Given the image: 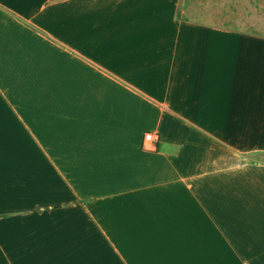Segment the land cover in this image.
Returning a JSON list of instances; mask_svg holds the SVG:
<instances>
[{
  "label": "crops",
  "instance_id": "crops-1",
  "mask_svg": "<svg viewBox=\"0 0 264 264\" xmlns=\"http://www.w3.org/2000/svg\"><path fill=\"white\" fill-rule=\"evenodd\" d=\"M257 28L256 0H0V203L41 206L0 264H264Z\"/></svg>",
  "mask_w": 264,
  "mask_h": 264
},
{
  "label": "rangeland",
  "instance_id": "rangeland-1",
  "mask_svg": "<svg viewBox=\"0 0 264 264\" xmlns=\"http://www.w3.org/2000/svg\"><path fill=\"white\" fill-rule=\"evenodd\" d=\"M258 9L260 13L264 12V8H259L260 6V0H256ZM257 36H264V30L258 29L256 31ZM258 157V155H257ZM257 171H260L256 173V179H264V168L259 169L257 168ZM38 200L31 201L32 209L30 213H27L24 215L23 209H19L17 211L9 210L7 203H0V215L1 214H12V217L9 218H0V229L12 227V232L14 233L15 240H18L20 235L23 233V230L25 227L31 228L35 225V222H39L37 213L41 210V206L37 202ZM5 235L1 233L0 235V241L1 242H8L6 239L7 231H4ZM6 253V250H4L2 247H0V259L5 258L4 255ZM3 257V258H2Z\"/></svg>",
  "mask_w": 264,
  "mask_h": 264
},
{
  "label": "built area",
  "instance_id": "built-area-1",
  "mask_svg": "<svg viewBox=\"0 0 264 264\" xmlns=\"http://www.w3.org/2000/svg\"><path fill=\"white\" fill-rule=\"evenodd\" d=\"M154 139L153 134L148 132L144 135V147L148 148L149 143ZM148 144V145H147Z\"/></svg>",
  "mask_w": 264,
  "mask_h": 264
}]
</instances>
